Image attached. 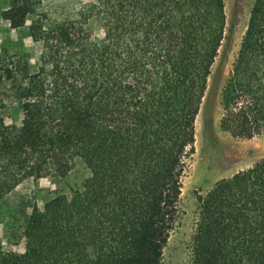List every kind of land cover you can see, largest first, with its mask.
Returning a JSON list of instances; mask_svg holds the SVG:
<instances>
[{"label": "trees", "instance_id": "16d2710c", "mask_svg": "<svg viewBox=\"0 0 264 264\" xmlns=\"http://www.w3.org/2000/svg\"><path fill=\"white\" fill-rule=\"evenodd\" d=\"M34 8L12 0L2 17L20 28ZM92 21L101 34L71 22L45 32L41 65L14 86L24 123L0 125V203L24 180L67 175L76 159L91 175L71 197L33 207L24 252L0 244V264H161L225 1L94 0ZM221 106L224 130L264 133V0H254ZM198 201L195 264H264V159Z\"/></svg>", "mask_w": 264, "mask_h": 264}, {"label": "rangeland", "instance_id": "374dc122", "mask_svg": "<svg viewBox=\"0 0 264 264\" xmlns=\"http://www.w3.org/2000/svg\"><path fill=\"white\" fill-rule=\"evenodd\" d=\"M32 1L35 8L25 25L13 28L2 17V11L10 7L12 0H0V125L20 127L24 123L14 86L23 81L27 73H35L41 65L45 32L58 24L71 22L78 32L87 34V28H90L95 34L102 33L96 22L87 25V8L94 0ZM224 1V39L196 119V149L182 177L176 223L164 248L161 264H195L194 236L200 211L198 196L205 195L219 180L264 159V133L243 138L220 126L222 88L238 55L254 3V0ZM9 70L14 71L15 77L9 76ZM90 175L86 165L76 159L65 176L47 175L21 182L0 203L2 248L24 252L26 242L22 227L33 207L42 210L59 194L71 197Z\"/></svg>", "mask_w": 264, "mask_h": 264}, {"label": "bare ground", "instance_id": "6f19581e", "mask_svg": "<svg viewBox=\"0 0 264 264\" xmlns=\"http://www.w3.org/2000/svg\"><path fill=\"white\" fill-rule=\"evenodd\" d=\"M226 144V143H225ZM233 150V149H232Z\"/></svg>", "mask_w": 264, "mask_h": 264}]
</instances>
